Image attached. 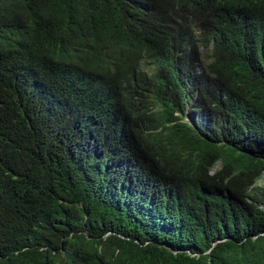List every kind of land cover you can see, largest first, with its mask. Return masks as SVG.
<instances>
[{
    "label": "trees",
    "instance_id": "obj_1",
    "mask_svg": "<svg viewBox=\"0 0 264 264\" xmlns=\"http://www.w3.org/2000/svg\"><path fill=\"white\" fill-rule=\"evenodd\" d=\"M263 178L264 0H0V264H264Z\"/></svg>",
    "mask_w": 264,
    "mask_h": 264
},
{
    "label": "rangeland",
    "instance_id": "obj_2",
    "mask_svg": "<svg viewBox=\"0 0 264 264\" xmlns=\"http://www.w3.org/2000/svg\"><path fill=\"white\" fill-rule=\"evenodd\" d=\"M187 121H190L189 119H187ZM220 168V164L218 163L217 165H216V169H219ZM259 184L260 185H264V178L261 180V181H259ZM195 255V254H194Z\"/></svg>",
    "mask_w": 264,
    "mask_h": 264
},
{
    "label": "clouds",
    "instance_id": "obj_3",
    "mask_svg": "<svg viewBox=\"0 0 264 264\" xmlns=\"http://www.w3.org/2000/svg\"><path fill=\"white\" fill-rule=\"evenodd\" d=\"M194 255V254H193Z\"/></svg>",
    "mask_w": 264,
    "mask_h": 264
}]
</instances>
